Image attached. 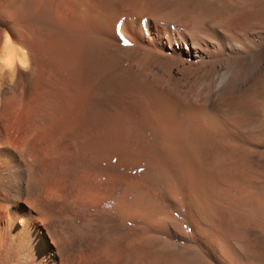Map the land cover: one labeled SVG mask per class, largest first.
I'll return each mask as SVG.
<instances>
[{"label":"bare ground","instance_id":"obj_1","mask_svg":"<svg viewBox=\"0 0 264 264\" xmlns=\"http://www.w3.org/2000/svg\"><path fill=\"white\" fill-rule=\"evenodd\" d=\"M0 264H264V0H0Z\"/></svg>","mask_w":264,"mask_h":264},{"label":"snow or ice","instance_id":"obj_2","mask_svg":"<svg viewBox=\"0 0 264 264\" xmlns=\"http://www.w3.org/2000/svg\"><path fill=\"white\" fill-rule=\"evenodd\" d=\"M117 31H118V33L120 31V25L119 24L117 25ZM4 43H5V45H9L11 43V38L9 37V35L7 33L4 34ZM122 43L127 46L129 44V41L126 38H123ZM4 62L7 63L9 67H12L13 60L11 57H9V59L7 61H4Z\"/></svg>","mask_w":264,"mask_h":264}]
</instances>
